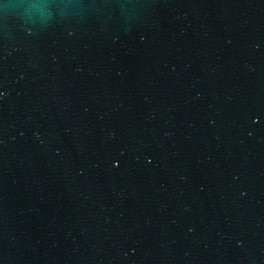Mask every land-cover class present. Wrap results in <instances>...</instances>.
Here are the masks:
<instances>
[{
  "label": "water",
  "instance_id": "obj_1",
  "mask_svg": "<svg viewBox=\"0 0 264 264\" xmlns=\"http://www.w3.org/2000/svg\"><path fill=\"white\" fill-rule=\"evenodd\" d=\"M0 264H264V0H0Z\"/></svg>",
  "mask_w": 264,
  "mask_h": 264
}]
</instances>
